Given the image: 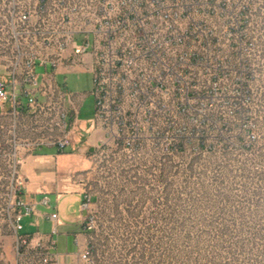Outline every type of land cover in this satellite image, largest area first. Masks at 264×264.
Listing matches in <instances>:
<instances>
[{
    "label": "built area",
    "instance_id": "obj_1",
    "mask_svg": "<svg viewBox=\"0 0 264 264\" xmlns=\"http://www.w3.org/2000/svg\"><path fill=\"white\" fill-rule=\"evenodd\" d=\"M190 10L182 0H0V220L14 232L12 258L2 264H95L90 215L82 216L66 259L51 235L24 231L34 210L23 192L25 155L43 146L65 151L77 136L83 95L74 99L57 73L91 74L99 153L146 140L178 149L187 123H211L207 110L228 102L233 82L242 91L243 60L234 63ZM89 199L83 190L81 210Z\"/></svg>",
    "mask_w": 264,
    "mask_h": 264
},
{
    "label": "rangeland",
    "instance_id": "obj_2",
    "mask_svg": "<svg viewBox=\"0 0 264 264\" xmlns=\"http://www.w3.org/2000/svg\"><path fill=\"white\" fill-rule=\"evenodd\" d=\"M182 3L191 7V18L206 32L220 38L234 63L243 60L242 91L237 93L233 82L228 102L207 110L211 123H187V136L176 140L181 149L168 152L161 144L166 140H146L128 151L99 153L97 143L92 152L86 151L91 169L82 178L90 199L83 215L92 216L95 223L88 233L95 264H135L133 252L142 255L140 264H185L188 253L191 259L197 253L223 255L238 237L237 224L242 226L241 236L255 233L245 256H256L257 264H264V0ZM249 65L251 80L246 74ZM55 79L74 99L83 95L76 149L92 132L91 74L71 71L57 73ZM236 108L239 113L232 114ZM251 142L248 149L238 147ZM185 222L189 235L184 237ZM223 225L228 236L221 233ZM136 238L139 247L134 245ZM13 241L14 232L0 220V264L12 258ZM75 249L70 233L66 250ZM122 254L127 259L119 261Z\"/></svg>",
    "mask_w": 264,
    "mask_h": 264
},
{
    "label": "crops",
    "instance_id": "obj_3",
    "mask_svg": "<svg viewBox=\"0 0 264 264\" xmlns=\"http://www.w3.org/2000/svg\"><path fill=\"white\" fill-rule=\"evenodd\" d=\"M100 136L101 131L92 128L91 134L83 137L82 145L76 149L73 148L75 140L65 151L43 146L27 153L21 164L25 178L24 198L34 206L33 212L23 218L24 231L51 235L62 259H66V252H70L66 250L67 237L78 230L83 216L80 208L84 184L82 173L91 169L90 148ZM44 196L47 203L42 201ZM52 211L57 213L54 219L48 217ZM54 227L55 233L52 232Z\"/></svg>",
    "mask_w": 264,
    "mask_h": 264
},
{
    "label": "trees",
    "instance_id": "obj_4",
    "mask_svg": "<svg viewBox=\"0 0 264 264\" xmlns=\"http://www.w3.org/2000/svg\"><path fill=\"white\" fill-rule=\"evenodd\" d=\"M247 77L251 80L254 78L253 76V70L252 68H250V65L248 66V69L246 71ZM201 140L203 139L204 136H200ZM254 142H251L249 145H245V144H241L238 145V147L243 148V149H248L250 146H252ZM228 145L222 144L221 149L223 151L227 150ZM182 146L180 145L178 147V149H181ZM199 148L202 149L203 148V143L199 142ZM215 150V149H214ZM95 152V151H93ZM142 188V187H139ZM185 226V236H188L189 233L186 235V233L189 231V229H187V225L186 222L184 223ZM235 227L237 228V238L234 240H231V247L229 246L228 251H225V253L222 255L220 252H216L214 255H209V254H205V253H197L196 257H193V259H191V254H187L185 261V264H257V259L256 256H251L248 257L247 253L245 256V250L248 248H251L252 246V239H253V233L252 232L249 236L243 237L241 236L240 231L242 230V226L241 225H236ZM220 230V229H219ZM227 227L226 225H223L221 233L222 234H227ZM255 234V233H254ZM228 236V234L226 235ZM157 241V240H156ZM135 247H139V245L141 244L140 239L136 238L135 240H133ZM156 247L159 246L160 243L155 242ZM168 248V247H167ZM170 248V247H169ZM234 248V249H232ZM133 249V248H132ZM130 250L129 252L132 253L134 250ZM235 250V251H233ZM134 254V255H133ZM237 254V255H235ZM132 257L134 258V262L135 264H140V262L142 261V255L141 256H136V254L133 252L132 253ZM127 259V255L122 254L119 257V261Z\"/></svg>",
    "mask_w": 264,
    "mask_h": 264
},
{
    "label": "water",
    "instance_id": "obj_5",
    "mask_svg": "<svg viewBox=\"0 0 264 264\" xmlns=\"http://www.w3.org/2000/svg\"><path fill=\"white\" fill-rule=\"evenodd\" d=\"M90 150H93V148H90Z\"/></svg>",
    "mask_w": 264,
    "mask_h": 264
}]
</instances>
